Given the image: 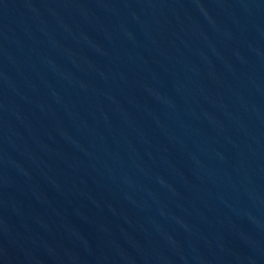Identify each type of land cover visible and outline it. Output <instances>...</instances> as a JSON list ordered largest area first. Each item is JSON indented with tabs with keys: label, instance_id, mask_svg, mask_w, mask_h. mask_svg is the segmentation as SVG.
<instances>
[{
	"label": "water",
	"instance_id": "obj_1",
	"mask_svg": "<svg viewBox=\"0 0 264 264\" xmlns=\"http://www.w3.org/2000/svg\"><path fill=\"white\" fill-rule=\"evenodd\" d=\"M0 264H264V0H0Z\"/></svg>",
	"mask_w": 264,
	"mask_h": 264
}]
</instances>
